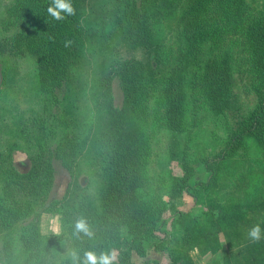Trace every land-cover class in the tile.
<instances>
[{"label": "rangeland", "instance_id": "rangeland-1", "mask_svg": "<svg viewBox=\"0 0 264 264\" xmlns=\"http://www.w3.org/2000/svg\"><path fill=\"white\" fill-rule=\"evenodd\" d=\"M14 2L0 0V41L31 29L26 22L2 24ZM165 2L159 5L162 38L157 40L170 51L165 65L146 59L142 38L126 37L123 0H76L82 44L65 71L66 87L54 94L39 89L35 54L0 51V187L5 168L25 172L29 156L44 151L54 166L44 207L53 198L61 200L53 211L38 207L12 231L0 228V264L72 260L77 252L66 239L68 224L75 228L84 219L95 235L128 201L127 210L138 218H154L164 232L158 230L162 243L144 257L132 253L135 264H264V238L251 242L247 236L254 224L264 229L258 208L216 225L221 207L241 204L234 186L223 179L217 190L206 193L179 188L181 182L177 190L169 189L170 180L184 173L193 187L212 175L207 165L218 161L235 121L246 116L264 89V41L261 50L238 62L233 97L224 108L204 79L206 64L221 59L222 50L205 27L189 18L190 0ZM253 2L264 13V0ZM117 52L120 62L113 67ZM192 88L198 90L196 97ZM113 127L120 128L129 147L139 130L145 135L132 169L124 173L105 165L99 155L100 135ZM247 164L239 168L243 176ZM30 231L36 237L27 262L2 255L7 232L19 237Z\"/></svg>", "mask_w": 264, "mask_h": 264}, {"label": "trees", "instance_id": "trees-1", "mask_svg": "<svg viewBox=\"0 0 264 264\" xmlns=\"http://www.w3.org/2000/svg\"><path fill=\"white\" fill-rule=\"evenodd\" d=\"M167 6V0H123L124 33L127 36L142 38V45L147 60L167 64L169 49L161 45L162 22L159 19V5ZM75 9L73 15H66L62 21L54 20L47 12L51 0H15L9 9L10 15L2 19L5 26L19 22L30 24L29 31L0 41V51L22 53L28 51L37 56L36 81L42 92L53 93L66 87L65 71L71 62V55L82 44L81 27L77 23L76 0H71ZM186 13L189 18L207 29L209 39L222 50L221 59L206 64L204 79L210 84L215 99L227 108L231 94L233 75L238 70L240 60H248L245 55L250 51L258 52L264 41V13L258 12L253 0H190ZM151 41V43L149 42ZM6 49V50H5ZM239 54V55H238ZM241 54V55H240ZM120 54H114L113 67L119 65ZM230 63L232 66H229ZM194 92V93H193ZM192 95L198 90L192 88ZM225 103V104H224ZM227 113V112H226ZM229 114L231 112H228ZM227 113V114H228ZM232 134L225 137L223 151L217 155V162L207 165L212 175L205 181L195 182L193 187L184 173L180 180H170V190L190 189L193 193L201 190H217L221 180L234 186L241 198V204L235 208L221 207L215 223L219 227L230 223L231 216H244L248 211L258 208L264 219V89L256 94L255 101L249 105L246 116L235 121ZM133 147L127 146L120 128L113 127L103 131L99 139L100 159L105 165L124 173L132 169L136 161L135 149L145 142L143 131L139 130ZM30 167L20 172L12 167L5 168L0 187V228L12 231L14 224L37 214L36 209L53 211L61 200L53 198L47 207L49 193L53 186L54 166L50 156L39 151L29 156ZM247 164L245 175L239 172ZM256 167V168H254ZM222 169L224 174L222 173ZM130 201L120 212L109 216L102 225V230L91 236L75 230L71 223L65 232L83 264L84 253L95 251L114 253L115 264H135L134 252L144 257L150 248H157L163 239L158 234L159 225L154 218H138L129 210ZM50 206H53L50 208ZM44 207V208H43ZM34 227H31V230ZM6 234L2 246V255L9 261L30 259L36 234ZM36 233V232H35ZM164 233V232H163ZM38 237V236H37ZM21 239V240H20ZM19 241V242H18ZM20 241L23 246H20ZM21 247H24L21 250ZM26 248L29 250L27 251ZM22 258V259H21ZM159 264L157 260L146 264ZM62 264H73L72 260Z\"/></svg>", "mask_w": 264, "mask_h": 264}, {"label": "clouds", "instance_id": "clouds-1", "mask_svg": "<svg viewBox=\"0 0 264 264\" xmlns=\"http://www.w3.org/2000/svg\"><path fill=\"white\" fill-rule=\"evenodd\" d=\"M49 15L57 21H62L66 15L70 16L75 13V9L71 0H51V4L47 9ZM77 232H84L91 236L92 233L84 219H80L75 225ZM251 242H258L264 238V229L261 224H254L247 233ZM115 253L101 252L97 254L95 251H86L84 253L83 264H115ZM73 264H79L80 257L74 252L72 253Z\"/></svg>", "mask_w": 264, "mask_h": 264}]
</instances>
